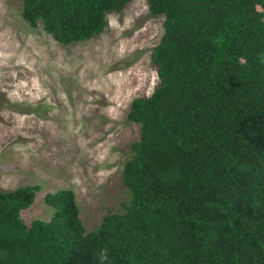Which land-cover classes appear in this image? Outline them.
Masks as SVG:
<instances>
[{
  "label": "trees",
  "instance_id": "obj_1",
  "mask_svg": "<svg viewBox=\"0 0 264 264\" xmlns=\"http://www.w3.org/2000/svg\"><path fill=\"white\" fill-rule=\"evenodd\" d=\"M19 1L67 46L131 0ZM147 5L162 18L160 82L126 114L140 129L121 170L129 199L87 231L71 189L46 193L50 219L29 224L40 186L0 190V264H264V0Z\"/></svg>",
  "mask_w": 264,
  "mask_h": 264
},
{
  "label": "rangeland",
  "instance_id": "obj_2",
  "mask_svg": "<svg viewBox=\"0 0 264 264\" xmlns=\"http://www.w3.org/2000/svg\"><path fill=\"white\" fill-rule=\"evenodd\" d=\"M21 12V1L0 0V190L40 186L21 210L29 224L50 219L46 193L71 189L91 231L129 199L121 170L140 129L126 113L157 86L162 18L131 0L102 34L64 46Z\"/></svg>",
  "mask_w": 264,
  "mask_h": 264
},
{
  "label": "clouds",
  "instance_id": "obj_3",
  "mask_svg": "<svg viewBox=\"0 0 264 264\" xmlns=\"http://www.w3.org/2000/svg\"><path fill=\"white\" fill-rule=\"evenodd\" d=\"M256 10L257 11H260L261 10V7H260V4H258V5H256ZM111 14H117V13H111ZM108 15H110V14H108ZM107 15V16H108ZM161 18V17H160ZM106 20H107V17H106ZM264 20V19H263ZM108 24V23H107ZM96 37V36H95ZM88 41V40H87ZM152 54V53H151ZM150 58H151V55H150ZM240 61H242V59L240 58L239 59ZM233 61V58H231V60H230V62H229V64H228V66H229V68H230V70H232V69H234L233 68V65L231 64V62ZM151 62H152V60H151ZM152 64H153V62H152ZM154 65V64H153ZM155 66V65H154ZM156 67V66H155ZM156 75H157V78H158V83H157V86L155 87V89L158 87V84H159V82H160V77H159V72H158V68L156 67ZM154 89V90H155ZM154 90H153V92H154ZM153 92H152V94H153ZM151 94V95H152ZM151 95L150 96H148V97H151ZM136 98H139V97H136ZM135 99V98H134ZM133 100V99H132ZM132 102V101H131ZM131 102H130V104H131ZM130 104H129V106H130ZM128 109H129V107H128ZM127 112H128V110H127ZM127 114V113H126ZM127 120V119H126ZM128 121V120H127ZM129 122V121H128ZM123 185V184H122ZM125 188V187H124Z\"/></svg>",
  "mask_w": 264,
  "mask_h": 264
}]
</instances>
